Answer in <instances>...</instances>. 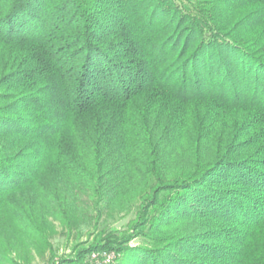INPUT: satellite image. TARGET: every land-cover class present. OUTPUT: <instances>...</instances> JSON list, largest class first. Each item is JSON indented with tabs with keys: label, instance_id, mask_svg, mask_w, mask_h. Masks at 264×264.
Masks as SVG:
<instances>
[{
	"label": "trees",
	"instance_id": "16d2710c",
	"mask_svg": "<svg viewBox=\"0 0 264 264\" xmlns=\"http://www.w3.org/2000/svg\"><path fill=\"white\" fill-rule=\"evenodd\" d=\"M186 2L0 0V264H264V0Z\"/></svg>",
	"mask_w": 264,
	"mask_h": 264
},
{
	"label": "rangeland",
	"instance_id": "374dc122",
	"mask_svg": "<svg viewBox=\"0 0 264 264\" xmlns=\"http://www.w3.org/2000/svg\"><path fill=\"white\" fill-rule=\"evenodd\" d=\"M176 2H177V5L181 6L182 8L185 5V3L187 4L186 0H176ZM214 119L215 118L213 117V120ZM253 122L254 124L246 125V127H243L242 130L244 131L247 129L249 130V128L252 127V129H254L255 136L257 139L264 138V128L259 127L258 124L255 122V120H253ZM133 217L134 215L132 213L125 217L119 216L116 222L109 224V228L113 231H119V232L126 231L127 230L126 227L130 219H133ZM56 228H57L58 234L55 235L51 241L53 250L55 251L54 257L49 259V256L46 255L44 259L35 258L32 264H56V262L58 261L72 259L74 257V254H72L73 252L72 247L74 246L73 245L74 242L71 240L70 241L66 240L65 236L60 233V228L58 227V225L56 226ZM86 239L87 238H83L82 241H85ZM91 239L90 238L88 239L89 242L92 241ZM137 244L138 242L133 241L130 246L134 247Z\"/></svg>",
	"mask_w": 264,
	"mask_h": 264
},
{
	"label": "built area",
	"instance_id": "2783aa9c",
	"mask_svg": "<svg viewBox=\"0 0 264 264\" xmlns=\"http://www.w3.org/2000/svg\"><path fill=\"white\" fill-rule=\"evenodd\" d=\"M117 259L114 251H93L88 254L82 264H113ZM56 264H70L67 262H56Z\"/></svg>",
	"mask_w": 264,
	"mask_h": 264
}]
</instances>
